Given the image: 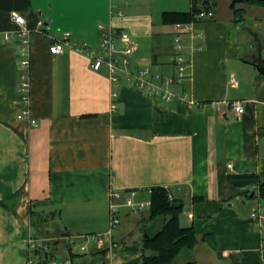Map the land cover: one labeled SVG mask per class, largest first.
Wrapping results in <instances>:
<instances>
[{
	"label": "crops",
	"instance_id": "obj_1",
	"mask_svg": "<svg viewBox=\"0 0 264 264\" xmlns=\"http://www.w3.org/2000/svg\"><path fill=\"white\" fill-rule=\"evenodd\" d=\"M233 1L182 33L191 61L182 88L195 100L188 107L143 94L124 77L113 99L106 67L92 69L75 47L53 54L50 45L68 31L78 46H97L100 23L124 28L138 45L130 67L171 75L181 29L163 13L188 11L192 0H0V264H40L49 252L48 264H70L66 246L50 244L44 225L56 223L72 235L71 246L80 244L106 233L114 190L138 188L146 198L149 187L163 185L183 202L179 222L198 238L172 264H264V197L250 195L259 185L229 182L247 172L264 181V73L254 56L260 49L264 57V5L242 1L238 17ZM15 11L32 39L28 101L17 90L18 35L1 40L17 27ZM24 109L36 124L18 117ZM136 212L123 211L128 224L105 244L107 264H140L144 225L163 224Z\"/></svg>",
	"mask_w": 264,
	"mask_h": 264
},
{
	"label": "built area",
	"instance_id": "obj_2",
	"mask_svg": "<svg viewBox=\"0 0 264 264\" xmlns=\"http://www.w3.org/2000/svg\"><path fill=\"white\" fill-rule=\"evenodd\" d=\"M213 10H202L199 12L198 18L200 19H212L214 18ZM11 19L17 24L14 30H8L3 32L2 42H6L12 39H16V35L20 40L18 50V66H19V82L18 88L22 99L30 100L31 97V76H30V56H31V34L30 28L27 27L26 20L22 14L15 11L11 14ZM191 22L178 23L177 27L180 30L176 35V53L174 56L175 71L171 75H164L161 72H156L150 66H144L136 70L130 67L131 57L138 49V45L132 39V35L124 28H114L105 26L100 23L99 30L101 32V39L97 46H83L77 45L75 40L72 39L71 33L66 31L64 36L55 39L50 45V51L53 54L64 53L68 48H77L88 56L90 60L91 68L94 70H101L103 67L107 68L110 83L112 85L111 97L116 99L119 93V86L122 78L126 80L130 87H133L137 91L146 94L153 98H161L165 101H172L174 98H178L184 101L188 107H191L195 100L191 96L189 90L182 88V85L190 77L191 61L184 57L182 54L183 45L180 42L182 33L191 27ZM118 42L122 43V47L118 45ZM230 82L235 84V74H231ZM180 86L181 88H175ZM233 109L242 114L244 113V104L241 101H234L232 103ZM118 102L113 101L112 110H116ZM20 119H27L33 125L37 120L31 117L30 110L24 109L19 114ZM229 167L232 165L229 164ZM169 190V198L173 199V195L168 185H163ZM153 191V187L148 188V197L140 198L139 189H128L124 194L122 190H114L112 192V201L110 205L111 226L114 227L121 223V215L124 210L131 212L135 211H148L153 201L151 200L150 193ZM252 217L257 218V212H252ZM113 230L109 229L106 233H93L92 235L84 236L87 242L80 243V251L86 252L91 249V245L88 244V239L93 241V244L98 246H105L107 242L113 239ZM110 242V243H111ZM30 245L32 248H37L38 242L31 238ZM33 251V250H32ZM33 261V260H32ZM32 264H35L33 261Z\"/></svg>",
	"mask_w": 264,
	"mask_h": 264
},
{
	"label": "trees",
	"instance_id": "obj_3",
	"mask_svg": "<svg viewBox=\"0 0 264 264\" xmlns=\"http://www.w3.org/2000/svg\"><path fill=\"white\" fill-rule=\"evenodd\" d=\"M245 1L250 4L264 5V0H234L232 8L238 17H242L245 8H237V4ZM217 0H192L191 9L185 12L171 11L164 12L166 22L176 21L181 23L199 21L198 15L202 10H211L216 5ZM229 182L239 187H246L251 184L259 185L258 189H253L260 197H264V181L259 183L256 173H233L229 175ZM251 190V191H253ZM250 191V192H251ZM249 194V193H248ZM153 201L148 210V221L163 218V224L157 229H150L144 225L142 237L143 254L139 259L140 264H172L184 250H192L198 243V238L193 226H182L179 222L180 212L183 202L178 199L169 198V190L164 186H153L150 193ZM108 248L95 250L93 254L99 255L102 264H107L105 255ZM86 252L75 254L70 248V264H79L80 257L86 256ZM92 254V253H90ZM89 254V255H90ZM44 256L40 264H48L49 260Z\"/></svg>",
	"mask_w": 264,
	"mask_h": 264
},
{
	"label": "rangeland",
	"instance_id": "obj_4",
	"mask_svg": "<svg viewBox=\"0 0 264 264\" xmlns=\"http://www.w3.org/2000/svg\"><path fill=\"white\" fill-rule=\"evenodd\" d=\"M227 0H217V3L216 5L214 6V9L217 8L218 4H222L223 6H225L227 3ZM244 16V15H242ZM140 212V211H139ZM139 212H136L134 215L135 217H139ZM108 216H109V223H108V229L107 231H109V229H112L113 232H115V235H119L120 233V228L121 226H126L128 224V221L123 218L122 216V219H121V223L119 225H116L114 227L111 226V216H110V210L108 212ZM139 224H136L135 226V232L136 231H139ZM44 229L43 230L47 236L46 237H49L50 240V244L54 243L55 241H58L62 246H66L67 250H68V257H69V253H70V248L73 249V251L75 252V254H78V257L80 256V254H82L79 250H80V244H76L74 243V248L72 245L73 243V238H72V235H70L69 232H67L66 230H62L61 228L58 227V225L56 223H53V222H50V224H47V225H44ZM47 230V231H46ZM106 231V232H107ZM88 244L89 245H92L93 244V241L91 239H88ZM81 242L85 243L87 242V239L86 240H82ZM109 242V241H108ZM107 242V243H108ZM96 246V247H95ZM94 248L90 249V254L89 252L86 254V256L84 257H80L78 262L79 264H102V259L99 257V255H96V254H93L95 250H98V249H102V248H107V247H104V246H98V245H95ZM79 251V252H77ZM57 255H60V258L62 256L61 253H56ZM90 254V255H89Z\"/></svg>",
	"mask_w": 264,
	"mask_h": 264
},
{
	"label": "water",
	"instance_id": "obj_5",
	"mask_svg": "<svg viewBox=\"0 0 264 264\" xmlns=\"http://www.w3.org/2000/svg\"><path fill=\"white\" fill-rule=\"evenodd\" d=\"M255 64L257 66V69H259L261 72L264 73V57L262 55V51L261 50L258 52V59L255 62ZM254 194H255V191H252L250 195L253 197Z\"/></svg>",
	"mask_w": 264,
	"mask_h": 264
},
{
	"label": "flooded vegetation",
	"instance_id": "obj_6",
	"mask_svg": "<svg viewBox=\"0 0 264 264\" xmlns=\"http://www.w3.org/2000/svg\"><path fill=\"white\" fill-rule=\"evenodd\" d=\"M260 51V49H258V52ZM258 52H256L255 54H254V56L256 57V59H258Z\"/></svg>",
	"mask_w": 264,
	"mask_h": 264
}]
</instances>
